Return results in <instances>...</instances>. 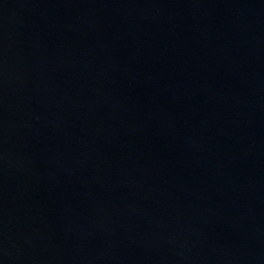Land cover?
I'll list each match as a JSON object with an SVG mask.
<instances>
[{
  "label": "water",
  "instance_id": "95a60500",
  "mask_svg": "<svg viewBox=\"0 0 264 264\" xmlns=\"http://www.w3.org/2000/svg\"><path fill=\"white\" fill-rule=\"evenodd\" d=\"M0 264H264V0H0Z\"/></svg>",
  "mask_w": 264,
  "mask_h": 264
}]
</instances>
